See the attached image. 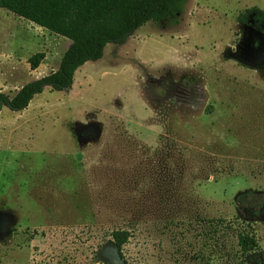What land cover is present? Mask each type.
Masks as SVG:
<instances>
[{
	"label": "rangeland",
	"instance_id": "374dc122",
	"mask_svg": "<svg viewBox=\"0 0 264 264\" xmlns=\"http://www.w3.org/2000/svg\"><path fill=\"white\" fill-rule=\"evenodd\" d=\"M255 8L264 0H186L177 24L108 43L68 90L2 108L0 264H262ZM69 43L0 8V91L55 71ZM115 230L129 232L121 256ZM241 233L253 251L241 252Z\"/></svg>",
	"mask_w": 264,
	"mask_h": 264
},
{
	"label": "trees",
	"instance_id": "16d2710c",
	"mask_svg": "<svg viewBox=\"0 0 264 264\" xmlns=\"http://www.w3.org/2000/svg\"><path fill=\"white\" fill-rule=\"evenodd\" d=\"M186 0H0V8L28 20L50 32L66 37L69 45L61 56L55 71L24 84L13 96L0 91V112L3 107L12 111L25 109L35 95L48 86L51 90H68L74 72L87 61H97L103 56L108 43L121 44L128 34L146 22L173 25L179 21ZM253 13V26L264 35V11ZM250 12V11H249ZM247 12L239 19L245 22ZM45 58L38 51L27 58L30 69H36ZM264 214V206L262 208ZM113 243L121 256V247L127 242L129 232L112 231ZM241 252L253 251L257 241L251 235H238ZM264 264V252L260 255Z\"/></svg>",
	"mask_w": 264,
	"mask_h": 264
},
{
	"label": "water",
	"instance_id": "95a60500",
	"mask_svg": "<svg viewBox=\"0 0 264 264\" xmlns=\"http://www.w3.org/2000/svg\"><path fill=\"white\" fill-rule=\"evenodd\" d=\"M130 34H131V33H130ZM130 34H128V36H129Z\"/></svg>",
	"mask_w": 264,
	"mask_h": 264
}]
</instances>
